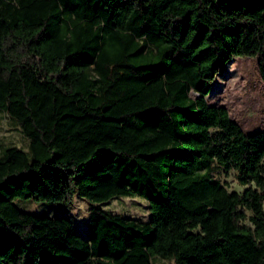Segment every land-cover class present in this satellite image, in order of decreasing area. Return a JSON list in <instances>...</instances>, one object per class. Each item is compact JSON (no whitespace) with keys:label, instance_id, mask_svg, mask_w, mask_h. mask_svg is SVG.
Here are the masks:
<instances>
[{"label":"trees","instance_id":"trees-1","mask_svg":"<svg viewBox=\"0 0 264 264\" xmlns=\"http://www.w3.org/2000/svg\"><path fill=\"white\" fill-rule=\"evenodd\" d=\"M237 55L264 79V0H0V111L28 137L0 150V261L264 264V128L207 100ZM76 195L85 232L16 200ZM121 195L148 219L100 204Z\"/></svg>","mask_w":264,"mask_h":264},{"label":"rangeland","instance_id":"rangeland-1","mask_svg":"<svg viewBox=\"0 0 264 264\" xmlns=\"http://www.w3.org/2000/svg\"><path fill=\"white\" fill-rule=\"evenodd\" d=\"M195 94V93H194ZM207 100L214 104L227 106L232 118L236 119L246 131L264 128V79L261 76L256 56L237 55L229 59L212 83ZM15 143L27 148L28 137L20 126L6 113L0 111V150L4 145ZM231 189L242 190L233 173L226 176ZM19 205L29 211L68 214L77 229L85 232L93 204L89 199L75 196L73 203L59 200L16 198ZM114 212L124 213L139 219H148L149 200L139 195H121L100 202ZM157 264L158 257H154ZM160 264H176L173 258L160 257ZM0 264H4L0 261Z\"/></svg>","mask_w":264,"mask_h":264},{"label":"crops","instance_id":"crops-1","mask_svg":"<svg viewBox=\"0 0 264 264\" xmlns=\"http://www.w3.org/2000/svg\"><path fill=\"white\" fill-rule=\"evenodd\" d=\"M157 257H158V261H157V262H158V264H160V261H159V259H160V256H157Z\"/></svg>","mask_w":264,"mask_h":264}]
</instances>
